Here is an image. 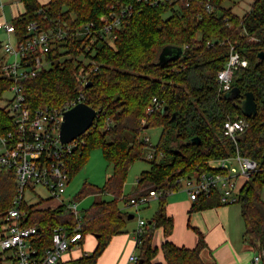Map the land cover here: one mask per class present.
<instances>
[{"label":"trees","instance_id":"16d2710c","mask_svg":"<svg viewBox=\"0 0 264 264\" xmlns=\"http://www.w3.org/2000/svg\"><path fill=\"white\" fill-rule=\"evenodd\" d=\"M20 1L25 11L12 22L17 34L25 36L26 27L33 21L44 27L58 22L72 32L90 21L98 23L116 0H49L47 4ZM206 1L190 0V5L178 7L143 5L113 42L95 35L71 38L61 45L62 51L50 55L54 60L51 66L27 82L25 94L32 107H58L83 94V102L98 111L93 125L81 136L84 144L68 157L70 181L86 165L93 148H101L113 165L102 188L86 183L79 193L81 198L88 194L112 195L110 200L94 201L80 226L84 238L96 236V248L91 254L61 259L57 264H96L112 237L126 231L128 215L120 202L128 203L131 198L124 196V185L132 165L146 158L145 148L149 146L140 134L150 127L162 128L159 143L152 145L157 155L150 161V168L142 171L132 196L139 198L154 189L161 195L142 245L137 246L136 264H215L202 257L204 250L211 253L203 233L198 231L194 248L178 246L168 239L174 219L167 212V197L181 189L179 179L219 171L212 168V161L237 154L257 162V169L242 186L236 202L241 205L245 226L243 239L256 251L264 249V58L260 56L264 52V0H255L242 16L223 6L227 0H211L215 11L208 13ZM167 12L170 15L165 17ZM168 45L182 47L183 53L167 64H159V54ZM232 46L248 60L246 67L234 72L233 88H238L240 94L233 98L227 97L229 91H222L217 82ZM80 57L90 62L85 64ZM1 62L2 56L0 67ZM83 76L86 82H82ZM10 84L0 68L1 132L3 125L10 123L1 104ZM249 92L257 103V114L250 117L242 110V101ZM154 97L163 107L148 113ZM174 114L176 119L172 120ZM238 117L248 126L233 141L224 136L222 128L226 120ZM126 132L133 135V140L126 137ZM193 138L200 143H191ZM17 194L14 170L0 171V218L13 207ZM221 197L219 190L202 194L191 211L229 205ZM43 203L23 200L21 204L26 212L24 225L40 229L36 245L41 255L52 244L54 228L74 231L79 224L65 206L42 207ZM156 227H162L166 238L161 245L164 262L154 261L159 251L153 245Z\"/></svg>","mask_w":264,"mask_h":264},{"label":"built area","instance_id":"2783aa9c","mask_svg":"<svg viewBox=\"0 0 264 264\" xmlns=\"http://www.w3.org/2000/svg\"><path fill=\"white\" fill-rule=\"evenodd\" d=\"M183 4L190 5V0H116L109 5L108 14L103 15L98 23L90 21L74 32L67 30L58 22L44 27L33 21L28 24L26 34L23 36L17 34L12 21L0 22V32L7 35L6 41H0V56H2L0 68L2 75L11 81L6 92L12 93L10 100L5 96L1 100L6 102L4 108L10 116V123L4 124L2 132L0 131V171L14 170L18 185V194L14 199L13 207L0 218V247L10 255L13 264H57L66 252L81 246L84 238L80 229L82 216L78 210V203H68L62 196L70 183L68 157L84 144L81 138L83 134L69 143H63L60 137L64 112L82 103L84 95L80 94L76 100L58 107H32L25 94L27 82L46 69L48 64H52L54 60L50 55L56 54L58 50L62 51L61 45L69 39L95 35L113 42L118 36V31L130 23L131 18L142 10L143 5L178 7ZM205 6L208 13L215 11L211 0H207ZM247 65L248 60L241 56L235 46H232L228 61L217 75L220 89L231 91L234 72L239 67ZM82 82H86L85 76L82 77ZM162 107V102L154 97L147 112H156ZM247 126L248 122L238 117L226 120L222 131L225 137L236 141ZM145 142L151 148L146 157L150 160L155 159L157 153L149 137L145 138ZM162 155L163 153L160 154ZM229 160L235 161L238 167H230ZM217 161L221 165L213 169L219 171L205 172L178 180L182 184L181 188L186 183L185 189L192 201L197 200L202 194L208 195L213 190H219L224 204L236 203L240 199L242 186L257 169L256 161L239 154L212 161L211 165ZM241 179L243 184L239 187ZM37 185L46 187L51 198L68 208L79 222L74 231L63 227L54 228L52 244L42 255L36 245L40 229L36 225H24L26 212L21 209L23 200H27L26 192L34 191ZM160 195L161 191L154 189L139 198L131 197L128 204L139 209L140 206L150 203ZM146 226L147 221L139 218L135 230L137 246L142 245ZM129 259L138 262L139 255L132 254ZM252 264H264V249L254 254Z\"/></svg>","mask_w":264,"mask_h":264},{"label":"crops","instance_id":"0c3cea01","mask_svg":"<svg viewBox=\"0 0 264 264\" xmlns=\"http://www.w3.org/2000/svg\"><path fill=\"white\" fill-rule=\"evenodd\" d=\"M38 1L40 4L49 2V0ZM8 6H10L11 9L10 17L6 14V8ZM24 11V5L20 0H0V22L4 20L12 21L13 18ZM37 186H35V189ZM180 190L183 191L170 193L167 197V212L174 219V230L168 239L178 246L194 248L198 242L199 231L204 234L205 241L211 251V253L208 252V250L202 252V257L205 260H213L215 264H252V258L257 251L244 241L243 235H238V222L235 216L236 213L232 210V206H230V204L219 205L212 208L191 211L194 201L190 199L186 189L181 188ZM154 200L158 202V198ZM43 202V205H41L42 207H57L60 205V202L54 198H50L48 201ZM125 203L124 206H120L122 211L128 215V219H137L138 216L137 223L133 226V233H129L128 231L130 223L127 219L126 231L112 237L108 246L97 259L96 264H130L134 262L129 259L130 255L137 254V252L139 255V249L135 241V230L138 226L139 218H142L143 209L150 207L151 204L148 203L137 209L134 205L128 204L127 201H125ZM153 213L154 210L151 215H153ZM239 216L242 218L241 208L239 210ZM82 217L83 223L84 216ZM150 217L151 216H146V218ZM146 221L148 224L151 223L150 219ZM88 236L90 240L88 239L87 241L86 237ZM86 237L81 242L79 248H73L66 252L62 259L70 260L81 257L84 254H91V252L88 253L87 250L94 251L97 246V239L96 236L92 234ZM165 239L162 227H156L153 231V245L158 247L159 251L154 259L155 262L165 261L163 251L161 250V245ZM92 240L93 243H91ZM9 256L7 259L10 264H13ZM0 260V264H2L4 261L2 254H0Z\"/></svg>","mask_w":264,"mask_h":264},{"label":"rangeland","instance_id":"374dc122","mask_svg":"<svg viewBox=\"0 0 264 264\" xmlns=\"http://www.w3.org/2000/svg\"><path fill=\"white\" fill-rule=\"evenodd\" d=\"M8 1V0H7ZM11 1V0H10ZM18 1V0H16ZM255 0H227L223 3V6L226 8H231L232 11L239 15L242 16L246 12L250 11L252 4L254 3ZM47 4V3H46ZM21 6V4H20ZM6 14L11 16V9L10 6L6 8ZM170 15V12L165 13V17H168ZM7 35L3 32H0V41H6ZM112 42V41H109ZM112 44V43H110ZM94 53V52H93ZM66 56H63V58ZM82 61H84L85 64L90 62V59L80 57ZM51 66V64H48L46 66V69H48ZM5 97H8V100L11 99L12 93L6 92L4 94ZM2 106L6 104V102L1 101ZM162 134V128L161 127H150V128H145L141 134L140 138L141 140H144L146 137H149L151 143L153 145H157L160 141V136ZM126 137L129 140H133V135L130 134L129 132H126ZM150 147H146L145 151L146 154L150 151ZM145 154V155H146ZM232 156V155H231ZM159 158H162L159 157ZM150 159L147 157L144 160H139L135 162V164L132 165V167L129 170L125 185H124V196H130L134 195L136 190H137V180L140 177L142 171H145L150 168ZM230 167H238V164H236L235 161L229 160L228 162ZM221 163L219 161L213 162L212 163V168L220 166ZM113 171V165L107 162L103 155V151L101 148H93L90 151V157L86 165L73 177V179L70 181L67 191L63 196V199L67 201L68 203L70 202H76L78 203V210L80 212L81 216H84L87 213V210L91 207V205L94 203L96 200H110L112 199V195L109 194H104V195H93V194H88L85 197H79L80 191L83 189L84 185L86 183L96 185L100 188H102L105 183L107 178L112 174ZM185 183V182H184ZM243 184V180L241 179L239 182V187H241ZM186 183L183 185L182 188L185 189ZM182 192L183 190H179ZM263 196H264V191H263ZM133 197V196H131ZM51 198V194L48 191V189L42 185H38L35 189V191L28 190L26 192V199L28 200V203L30 204H36L40 201H48ZM136 198V197H135ZM126 203L125 201H121L120 205L124 206ZM151 206L146 207L143 209V213L141 217L145 220L150 219L153 217V215L156 213L158 209V202L156 200L150 202ZM157 204V207H156ZM120 206V207H121ZM143 206V205H142ZM140 206V208L142 207ZM232 206V210L235 211V216L238 224V235L241 236L243 235L244 232V222L242 218L239 216V210L241 208V205L239 203H233L230 204ZM134 207V206H133ZM135 208V207H134ZM154 210L153 215H151L152 211ZM146 216H151L150 218H146ZM83 218V217H82ZM137 219L129 220L130 225L128 226V231L129 233H133V226L137 223ZM89 236L86 237V240L88 241ZM90 240V239H89ZM93 243V240L92 242ZM90 244V243H89ZM88 244V245H89ZM79 248V247H75ZM88 253H92V250H87ZM0 254H2V258L4 259L2 264H10L8 261L7 257L9 254L7 252H4L2 248L0 247ZM138 254V252H137ZM130 264H136V262H131Z\"/></svg>","mask_w":264,"mask_h":264},{"label":"water","instance_id":"95a60500","mask_svg":"<svg viewBox=\"0 0 264 264\" xmlns=\"http://www.w3.org/2000/svg\"><path fill=\"white\" fill-rule=\"evenodd\" d=\"M183 53L182 47L176 46H165L161 53L159 54V64H167L173 59L179 58ZM261 58H264V52L260 53ZM240 94L238 88H232L231 91L227 93V97H236ZM242 110L246 116H252L257 114V103L255 101V96L253 93H246L244 100L242 101ZM98 111L89 106L88 104L82 102L76 106L70 108L64 112L63 121L61 124L60 137L63 143H69L80 135L86 133L89 128L93 125ZM176 119V114H174L173 119ZM194 144H199L200 140L198 138H193L190 141ZM142 261L140 260V263Z\"/></svg>","mask_w":264,"mask_h":264}]
</instances>
